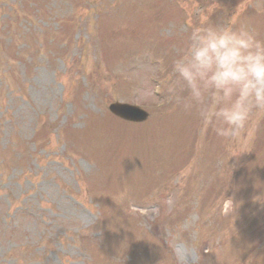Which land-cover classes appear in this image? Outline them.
Returning a JSON list of instances; mask_svg holds the SVG:
<instances>
[{
  "label": "rangeland",
  "instance_id": "1",
  "mask_svg": "<svg viewBox=\"0 0 264 264\" xmlns=\"http://www.w3.org/2000/svg\"><path fill=\"white\" fill-rule=\"evenodd\" d=\"M212 9L264 38V0H0V264H264V122L229 147L165 84Z\"/></svg>",
  "mask_w": 264,
  "mask_h": 264
},
{
  "label": "clouds",
  "instance_id": "2",
  "mask_svg": "<svg viewBox=\"0 0 264 264\" xmlns=\"http://www.w3.org/2000/svg\"><path fill=\"white\" fill-rule=\"evenodd\" d=\"M214 10L187 31L165 84L177 107L196 112L202 134L211 129L229 147L251 146L264 122V38L237 27L234 14L210 22Z\"/></svg>",
  "mask_w": 264,
  "mask_h": 264
},
{
  "label": "water",
  "instance_id": "3",
  "mask_svg": "<svg viewBox=\"0 0 264 264\" xmlns=\"http://www.w3.org/2000/svg\"><path fill=\"white\" fill-rule=\"evenodd\" d=\"M109 111L116 117L131 121V122H142L145 120L146 115L134 108L128 106H122L119 104H113L109 106Z\"/></svg>",
  "mask_w": 264,
  "mask_h": 264
}]
</instances>
